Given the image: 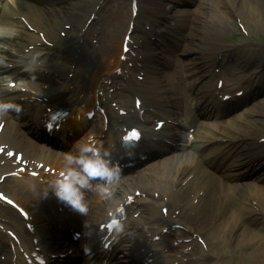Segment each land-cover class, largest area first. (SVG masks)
I'll list each match as a JSON object with an SVG mask.
<instances>
[{
  "label": "bare ground",
  "instance_id": "obj_1",
  "mask_svg": "<svg viewBox=\"0 0 264 264\" xmlns=\"http://www.w3.org/2000/svg\"><path fill=\"white\" fill-rule=\"evenodd\" d=\"M112 1L113 0H108L107 4H112ZM224 1L227 6H232V10L229 11L232 15L237 14L239 4L248 5L252 15L258 17L257 23H262L261 20L264 17V8L261 5L264 6V0ZM47 4L50 6L57 5L61 10L59 12L49 11L46 10L45 5H43V11H37L32 10L31 6L27 5L21 8L17 4V12L10 15H14L16 18L15 23L19 31H5L3 36H11L9 40L12 41L9 43L8 47L0 50L7 52L6 54L4 53V55H7L10 59L11 57L21 58L25 55V50L35 45L37 49H44L45 55H51L52 53H50V51L53 48H60V44L63 43L64 38L60 35L63 31L69 33L71 29L74 28V32H72L70 39L74 37H88L87 41H83L77 46L74 43L75 38L67 44L63 43L65 49L69 52L79 49L81 51L80 55L82 56L75 57L72 55L65 60H59L56 73L64 76V84L62 87L58 89H45L40 86L39 89L45 91L43 95H40L38 91H27L28 94L25 96L26 101L33 102V104H36L40 109H48L54 106L52 103L66 101V105L69 106L71 110L70 119H73L77 127L81 129L83 125L88 122L84 114H82V111L92 105L97 106L94 101H91V105L82 107L85 103V89H87V87H81L83 84H85V86L88 85L87 78H93L97 81L100 78V75L95 77L96 68L92 71L94 62L91 61L87 64L88 59L90 57H92V59H97L95 65H98L101 61L108 58L103 57V54L114 57L115 55L113 53H115L114 51L117 44L113 45L115 37L111 38L110 35L111 24H109L110 26L104 24L103 21H99V18H97L95 21H92L91 25L85 30L79 25L82 24L85 16L90 18L93 13H95V8H93V3L91 1L53 0ZM121 4H123L122 0H117L115 6ZM219 4L220 2L216 0H200L198 6L194 10L193 17L195 16V18L188 37V48L197 51V53L192 58H189L187 72L189 75H192V72L197 73V76L191 78V87L196 85V83L203 78L202 69L210 64H214L217 60V53L211 48L213 44L211 45L208 43L209 46L206 49L200 46V40L205 39L203 37L207 34L205 31L207 28L205 22L209 24L212 23L211 20L208 21L206 19L210 18L214 21L216 14H214L212 10L215 8V5L218 6ZM96 5L102 7L103 3L97 2ZM89 8L93 9L88 11ZM13 9L14 6H8V10ZM95 14L98 15V12ZM104 15L102 18L104 22H106V20L110 18L107 19ZM32 19L33 22L31 21ZM161 19L167 21L168 17L163 16ZM16 20L18 21L16 22ZM2 22L6 23V18H4ZM216 30L217 27L212 34ZM250 30L251 28H248L247 31ZM102 31H104L105 34H97ZM41 34H43V37H41ZM209 34L210 30L208 29L207 36ZM93 37L98 38L97 43L90 41ZM14 39H17V41ZM3 44L6 45L4 42ZM101 44L103 45V51H101L100 48ZM90 45H92V48L89 49V52L86 53L88 55L84 58L82 52L83 50H87L86 47ZM231 51L237 52L235 48ZM239 60L242 61L245 59L240 58ZM103 64L106 65V62L103 61ZM3 67L4 65H0V71H2ZM8 69L13 70L10 66H8ZM100 86L102 87V85ZM210 91L211 90L206 88V84L204 83L196 94L203 99ZM66 92L70 93V95L65 99H61ZM67 93L65 95H67ZM195 105L197 106L198 102H196ZM21 108H24V114L30 112V106H26V104L21 106ZM2 122L5 123V127L0 134V145L9 150L18 149L19 152L24 154L23 161L27 162V168H32L31 171L40 172L38 178H32L30 176V169L25 173L17 172L23 164L14 165V159L10 160V164L12 168H14L13 171L17 172V175L13 178L21 177L26 183L24 186L26 193L23 194L16 189L13 190L18 203L24 207L30 215L28 221H24L21 217L20 219L25 226L26 224H33L35 232L38 231V225L39 229L43 231L47 228L44 216H46L48 212L46 211L44 202L39 204V199H33L30 196V193L33 191L28 185L31 183L37 184L38 191L33 192L36 194L46 189L47 185L46 183L40 182L41 178L46 179L50 177L52 179L54 176L46 174L44 168L39 170L40 163H44V166L63 169V156L58 153L47 154L48 150L45 147H41L29 139L28 134L31 132L34 125L32 123L28 125L27 120H24V126H20L16 122L11 121L8 116L0 119V123ZM218 127L219 125L215 124L209 127L208 132L212 133L213 138L221 141L226 140L227 146L235 147L234 150L239 148L240 150H251L255 148L257 153L264 158V98L243 113L234 117L230 125H227V127L223 126L225 131L219 132L218 136L213 135V131H216ZM173 165L174 162L170 161L164 167H160L161 169H154L153 179L150 178V176H137L132 180L128 189H120L117 199L111 202L109 200H98L96 202L88 201L89 212L86 219L87 228H90V224L98 223L109 212L113 211V208L110 206H117L122 200V203H125L127 201L126 197L132 194V191H140L149 195L154 191H159V196L163 198V203L169 207L168 216L159 213L158 208L160 204L158 201L154 200H142L141 204L143 205H140L139 202H135L125 208V211L128 213L138 214L137 219L131 220L128 224L129 228L138 231V236L159 233L161 229H168L175 224L184 226V224L190 223L192 227L189 229V233L194 239L199 240L203 238L209 240V232H211L214 242L220 244V242L223 241V244L225 243L231 249L246 250L247 253L243 254L244 258L250 257L253 259L249 263L264 264V189L256 187L252 181L248 184H232L221 181L219 177L212 176L206 172H198L189 183L183 185V182L190 176L185 173L190 167L173 168ZM231 165L237 166L234 161H232ZM202 179H204V182L201 184V187L198 188L194 196L191 195L196 184ZM227 180L230 181L231 178L228 177ZM2 188H4V185L0 184V191H4L8 195L10 194L8 190ZM204 189L207 191L210 190L206 198L203 196L204 194L200 195L201 190ZM116 201L117 204L110 205L112 202ZM59 203L60 201L56 200L53 204L51 198H48L47 207L50 209L57 208V206L54 207V205H58ZM144 211L145 214L143 215ZM1 213L8 214V212L7 210L0 209V224L6 225L5 216L1 215ZM148 213L152 216V222L142 231L140 227L144 223ZM86 232H88V230H86ZM21 233L22 231L19 228L17 234ZM18 236L23 243L15 245V255L18 258L17 262L24 264L21 258V249L23 248L28 252L29 249L34 248L36 245L33 243L32 232L27 231V237L23 239L21 235ZM4 238L7 242L6 248H9L11 246V240L7 236ZM146 238L149 239L148 236ZM197 246L201 250L202 255L205 256V259H208L201 264H218L216 261L218 252L215 253L211 248H201L198 244ZM112 256L114 263H121L126 260L116 251L113 252ZM190 256L191 255H184L182 260ZM7 264H12V261L9 259ZM188 264H198V262L193 261Z\"/></svg>",
  "mask_w": 264,
  "mask_h": 264
},
{
  "label": "clouds",
  "instance_id": "obj_2",
  "mask_svg": "<svg viewBox=\"0 0 264 264\" xmlns=\"http://www.w3.org/2000/svg\"><path fill=\"white\" fill-rule=\"evenodd\" d=\"M4 48L6 45L0 44V49ZM43 63L41 54L32 49H29L19 60L22 70L30 75L42 71ZM4 64L5 58L0 56V65ZM11 87V78L0 76V95L10 91ZM10 113L19 115L21 106L10 100L0 99V119ZM110 157L111 152L102 146H97L95 141L78 143L74 152L69 151L64 154V167L48 182L44 196L51 191L59 201L79 214L87 216L89 203L86 194L96 193L110 201L114 186L120 181L122 168L119 164L113 163ZM85 226L88 227L86 222ZM111 227L117 233L123 232V224L115 215L111 219ZM85 252L90 253V249L85 247Z\"/></svg>",
  "mask_w": 264,
  "mask_h": 264
},
{
  "label": "rangeland",
  "instance_id": "obj_3",
  "mask_svg": "<svg viewBox=\"0 0 264 264\" xmlns=\"http://www.w3.org/2000/svg\"><path fill=\"white\" fill-rule=\"evenodd\" d=\"M244 10L245 9H242L241 15H243L244 18L246 19V23L249 25V28H252V30L255 31V33H252L253 37H247L246 33L242 32L241 28H239L237 26V24L239 26L243 25V22L240 21L241 17L238 18L236 16L238 18V21H237V18L234 17V20L237 21V24L236 23L232 24V23H230L229 18H227V17L222 18L220 15L221 13L217 12L219 14H216L215 21L217 22V24H219V26L221 27L222 30L224 29V27L226 28V31L222 35L225 40L234 41L236 39H239L240 44L242 46L246 43H250L255 48H257L260 43L264 44V21L261 24H258L257 23L258 17L253 16L252 12H243ZM228 25H231L233 27H230L228 29ZM211 28L213 29L214 25H212ZM240 38H245V39L241 40ZM250 54L254 55V54H256V52L252 51V52H250ZM229 253L232 257L230 264H234L235 261H237L238 264H242L243 260L241 259V250L239 252L234 251V252H229ZM244 262L247 264L246 261H244Z\"/></svg>",
  "mask_w": 264,
  "mask_h": 264
},
{
  "label": "snow or ice",
  "instance_id": "obj_4",
  "mask_svg": "<svg viewBox=\"0 0 264 264\" xmlns=\"http://www.w3.org/2000/svg\"><path fill=\"white\" fill-rule=\"evenodd\" d=\"M125 139L128 140V141L138 140L139 139V134L137 132L133 131L128 136H126ZM0 198H2V197H0Z\"/></svg>",
  "mask_w": 264,
  "mask_h": 264
}]
</instances>
